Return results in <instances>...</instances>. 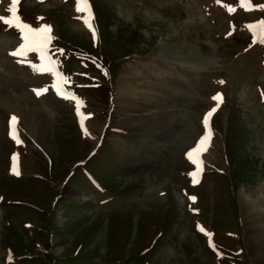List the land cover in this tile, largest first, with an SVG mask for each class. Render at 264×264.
Wrapping results in <instances>:
<instances>
[{
    "label": "rangeland",
    "instance_id": "obj_1",
    "mask_svg": "<svg viewBox=\"0 0 264 264\" xmlns=\"http://www.w3.org/2000/svg\"><path fill=\"white\" fill-rule=\"evenodd\" d=\"M88 4H17L24 23L50 26L79 109L55 94L52 73L37 71L36 52L11 55L24 41L0 21V264L4 250L9 264H264L241 205L264 187V43L248 28L264 21V0ZM10 8L0 0V16ZM179 41L187 62L162 48ZM190 44L200 52L191 59ZM217 94L198 172L188 154L208 134ZM172 107L180 117L170 140L160 124L134 119Z\"/></svg>",
    "mask_w": 264,
    "mask_h": 264
},
{
    "label": "snow or ice",
    "instance_id": "obj_2",
    "mask_svg": "<svg viewBox=\"0 0 264 264\" xmlns=\"http://www.w3.org/2000/svg\"><path fill=\"white\" fill-rule=\"evenodd\" d=\"M18 3H19V0H11V8L9 9V11L11 13L10 18H5V17L0 16V21H2L3 24L8 25L9 27H15L18 30V32L20 33V39H22L24 41V43L21 44L16 51L12 52L11 55L16 56V57H24L28 52H39L41 59L42 60H48V63L45 65H42L41 68L37 69V71L47 72V73L55 72V74L58 78H60L61 80H66L67 79L66 77H63L61 73L56 71L55 63L48 59L46 49L50 43V40L52 39V37L50 35V26L44 25V26L39 27V28H33L31 25L24 23L17 15V4ZM247 3H248V0H243V4H247ZM243 4H242V6H243ZM81 5H83V7H81ZM259 7L264 8V6H259ZM76 10H77V12H85V11L90 12V6L88 4V0H77ZM78 18H80V17H78ZM83 19H84L85 25L89 28V30H91L93 32V35H95V31H94L93 25L91 23L92 17L86 16V17H83ZM248 28L253 30L254 37L258 36L259 42L264 43V21H260L255 25H248ZM256 29H259V32H257ZM255 42H256V40L254 39L253 43H255ZM34 91H36L37 95H40V94H42V91H47V90L44 89V90H34ZM57 92H60V87L58 85H57ZM65 98H70V99L76 101L77 108L79 109V106H80L79 101L77 100V98L74 95L71 97H68L66 95ZM212 99L216 101V106L213 107L211 109V111H209L205 116L204 123H205L206 128L208 126V118L213 115V113L219 107V104L223 102L222 96L220 94H217L216 96L212 97ZM17 122H18L17 118L15 116H13L11 118V124L13 126L14 131H15V125L17 124ZM85 131H87V130L85 129ZM13 138L16 139L15 136ZM209 140H210V136L207 134L204 135L203 137H201L196 148L193 149V151L188 154L189 158L191 159L194 154H196L198 157L199 154L206 151L207 150L206 145H207ZM193 163L197 164V169L199 172L202 162L197 158V159L193 160ZM197 174L198 173H193L194 176ZM194 182H196V181H194ZM190 199L195 201V197H190ZM199 230L201 232H204V229L202 227L199 228Z\"/></svg>",
    "mask_w": 264,
    "mask_h": 264
},
{
    "label": "bare ground",
    "instance_id": "obj_3",
    "mask_svg": "<svg viewBox=\"0 0 264 264\" xmlns=\"http://www.w3.org/2000/svg\"><path fill=\"white\" fill-rule=\"evenodd\" d=\"M189 11V9H188ZM190 17V15H189ZM85 25V24H84ZM87 27V26H86ZM161 48V47H160ZM162 48H168V49H172L173 50V53H172V57L176 58V59H179L181 58L182 61H186L187 62V58L186 59H183L184 57L182 56V41H179V42H176L174 44H165L162 46ZM189 52H188V57L191 59V56H199L200 55V52L198 51V49L190 44L189 46ZM165 51V50H164ZM171 51V50H170ZM163 54V52H162ZM171 55V52L168 53ZM185 55V54H183ZM195 58V57H194ZM188 59V61L190 60ZM205 59V58H203ZM202 60V59H200ZM178 61V60H177ZM194 60L192 59L191 62H193ZM198 61V59L196 60ZM194 63V62H193ZM122 78L124 80H122L123 82L121 83L120 81V86H118V92L119 93H124L126 92L127 90H129V87L127 86L126 84V77L122 75ZM139 89V88H138ZM137 89V90H138ZM142 89V88H141ZM151 94V93H150ZM121 95V94H120ZM158 97V96H157ZM156 98V97H154ZM160 99V98H159ZM19 102V101H18ZM16 103V102H15ZM136 105H139V107H142V105L140 104V102L138 101V103ZM23 106V105H21ZM161 106L164 107V104H161ZM173 106V105H172ZM23 108V107H22ZM27 111V107L25 109ZM157 111L159 112H154L152 115H146L144 114L145 116L147 117H144L142 116L143 114H141V117L140 116H137V117H134V119H140V118H144L147 120V126H154L156 124H160V126L164 127L165 128V135L166 137H168V140L170 139H173L172 137L175 136V132H174V119H176L178 117L179 119V113L177 111L176 108H170V114L169 116L165 114V111L163 108L161 109H158ZM143 112V111H142ZM152 112V111H151ZM156 113H159V116H156L157 114ZM152 116V117H151ZM29 118V117H28ZM36 118L38 120H40V116H36ZM47 119V117H45ZM36 120V119H35ZM143 120V119H142ZM141 122V121H140ZM33 123V122H32ZM32 125V124H31ZM30 125V126H31ZM34 125V123H33ZM38 124L35 123L34 127H29V129L35 134H37V136L39 135V131H38ZM35 134V135H36ZM40 136V135H39ZM39 138V137H38ZM241 205H242V209L244 211V214L246 215L247 217V221H248V229H249V235H250V239L253 240L254 238V235L255 234V231H256V227H258V231H257V237L262 241L264 242V225L263 223H259L260 220L258 219L259 217L256 216V214L258 215H261V210L264 208V187L260 188L259 189V192L256 193L255 196H250L249 194L247 193H243L241 195ZM252 212H254L255 214L253 215ZM263 212V211H262ZM253 217V218H252ZM263 244V243H262ZM264 245V244H263ZM264 249V246L262 247V250ZM261 250V249H260ZM264 253V251H262ZM260 252H257L255 251V254L256 256L259 257L260 260H263L264 261V254L262 253L261 255L259 254ZM262 261V262H263Z\"/></svg>",
    "mask_w": 264,
    "mask_h": 264
}]
</instances>
